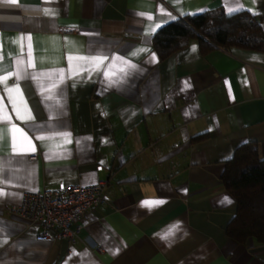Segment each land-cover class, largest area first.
Returning <instances> with one entry per match:
<instances>
[{
  "label": "crops",
  "instance_id": "obj_1",
  "mask_svg": "<svg viewBox=\"0 0 264 264\" xmlns=\"http://www.w3.org/2000/svg\"><path fill=\"white\" fill-rule=\"evenodd\" d=\"M220 7L249 11L264 25V0L0 3V65L14 71L23 60L27 67L31 51L35 67L28 71L53 73L19 81L30 121L18 119L0 84L11 122L35 148L13 153L10 133L0 140V264H264V244L227 235L237 206L221 180L240 145L256 143L264 158V51L203 55L192 43L162 60L153 44L172 21ZM93 55L109 59L99 68L68 60ZM109 68L118 81L112 85L103 75ZM59 69L65 79L46 99L41 85L58 80ZM202 134L206 139L193 141ZM17 146L27 147L20 133ZM99 181L106 182V203L87 214L74 244L38 241V226L6 211L28 193Z\"/></svg>",
  "mask_w": 264,
  "mask_h": 264
},
{
  "label": "trees",
  "instance_id": "obj_2",
  "mask_svg": "<svg viewBox=\"0 0 264 264\" xmlns=\"http://www.w3.org/2000/svg\"><path fill=\"white\" fill-rule=\"evenodd\" d=\"M192 43L199 45L203 55L233 48L263 52L264 25L258 15L249 11L228 14L220 7L178 18L153 37L155 51L162 60ZM206 137L198 135L193 141ZM221 180L237 206L226 228L227 235L238 242L252 239L264 244V158L258 145L247 142L237 147Z\"/></svg>",
  "mask_w": 264,
  "mask_h": 264
},
{
  "label": "built area",
  "instance_id": "obj_3",
  "mask_svg": "<svg viewBox=\"0 0 264 264\" xmlns=\"http://www.w3.org/2000/svg\"><path fill=\"white\" fill-rule=\"evenodd\" d=\"M105 187L104 181L93 186L62 184L55 190L25 194L19 205L7 206L6 211L38 226V241L74 244L87 214L106 203Z\"/></svg>",
  "mask_w": 264,
  "mask_h": 264
},
{
  "label": "snow or ice",
  "instance_id": "obj_4",
  "mask_svg": "<svg viewBox=\"0 0 264 264\" xmlns=\"http://www.w3.org/2000/svg\"><path fill=\"white\" fill-rule=\"evenodd\" d=\"M5 2L9 3V4H17L18 0H0V3H5ZM45 11L48 12L49 10L46 9ZM228 11H229V13H231L234 11V9L232 7H229ZM139 15L144 16L145 13L142 12V13H139ZM147 18L149 20L153 19V17H151V16H148ZM159 26L160 25H156V27H159ZM154 31H155V28H152L150 26L149 34H151V32H154ZM21 39H23V37H21ZM28 39H31V37L29 36ZM138 51L143 52V51H146V49H140ZM136 54H137L136 52L132 53L133 56H135ZM29 57H30V59L28 61L27 67H24L23 60H18L14 71L10 67H5L3 65H0V84L5 85V91L8 94V99L12 103L13 110L16 112L18 119L28 120V121L34 119V117H32L31 110L27 108V103L23 99V92H22L21 85H20L19 81L20 80H36L39 82L41 80L42 76L51 78L53 75V73L37 74L34 72H29L28 68H34L35 67V64L31 60V51H29ZM73 59H80V60L88 61L92 65H95L96 68H99V66L103 65L104 62L109 59V57L106 55H93V56H89V57L68 56V60L70 62ZM115 59L117 61H122L123 64L127 67H131V68L136 67L135 64H131L130 61L125 60L124 57L117 56ZM69 70H71V65L69 66ZM120 72L123 73L124 75H127V72L125 71V67H121ZM77 74H79V73H77ZM56 75L58 76V80L52 81L50 87L41 85V87L43 89L41 94L43 95L45 92L49 93V95L46 96V99L52 100L54 98L50 94L51 90L57 88L59 86V84L64 81L65 69L57 70ZM103 75H104L105 79L108 81L109 85H112V84H115L118 82L116 79L112 78L113 76L116 75V73L111 71V68H109L108 71H105L103 73ZM10 77H14V81H13V84L11 86H9L7 84V81L9 80ZM17 98H19L20 105H23V109H24L23 113L21 112V107L18 105ZM0 122H7L6 125L0 126V140H3L6 133H10L11 148H12L13 153L22 154L23 152H26V151H34L35 150L34 145L32 143V139L28 136V134L26 132H24V130L22 128H20L19 126H17L16 124L11 122V117L7 114V110L3 104V98L2 97H0ZM7 125H10V127H8ZM17 133H20L22 135L23 140H24L25 144L27 145V147L18 149ZM57 135L62 136L65 138V140H67V137L70 134L67 132H61V133H57ZM37 139L44 141L48 138H46L44 136H39V137H37ZM67 142H70V141H67ZM0 182H3V181L0 180ZM4 195H6V193L3 191V189H0V196H4ZM225 200L229 203L231 202V201H228L227 197H225ZM143 203L145 205H152V204L163 203V201H144ZM176 228H178V225H173L168 230V232H166L164 234L163 238L167 239L169 236H171ZM0 231H3V230L0 229ZM3 242H5V241H0V244H2Z\"/></svg>",
  "mask_w": 264,
  "mask_h": 264
}]
</instances>
